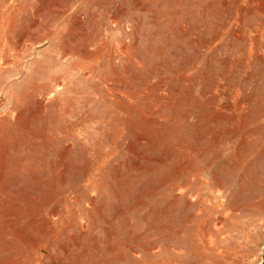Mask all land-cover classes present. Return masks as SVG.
I'll return each instance as SVG.
<instances>
[{"label": "rangeland", "instance_id": "1", "mask_svg": "<svg viewBox=\"0 0 264 264\" xmlns=\"http://www.w3.org/2000/svg\"><path fill=\"white\" fill-rule=\"evenodd\" d=\"M0 264H264V0H0Z\"/></svg>", "mask_w": 264, "mask_h": 264}]
</instances>
